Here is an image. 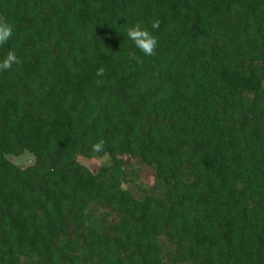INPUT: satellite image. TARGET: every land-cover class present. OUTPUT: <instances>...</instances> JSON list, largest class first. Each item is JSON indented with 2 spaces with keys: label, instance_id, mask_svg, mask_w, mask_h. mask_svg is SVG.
I'll return each instance as SVG.
<instances>
[{
  "label": "trees",
  "instance_id": "trees-1",
  "mask_svg": "<svg viewBox=\"0 0 264 264\" xmlns=\"http://www.w3.org/2000/svg\"><path fill=\"white\" fill-rule=\"evenodd\" d=\"M0 17V61L22 60L0 72V264H167L161 235L191 264H264V92L236 87L264 62V0H0ZM137 23L156 55L127 37ZM24 150L26 169L5 157ZM77 155L113 164L92 174ZM126 155L162 195L121 188L138 177Z\"/></svg>",
  "mask_w": 264,
  "mask_h": 264
},
{
  "label": "rangeland",
  "instance_id": "rangeland-1",
  "mask_svg": "<svg viewBox=\"0 0 264 264\" xmlns=\"http://www.w3.org/2000/svg\"><path fill=\"white\" fill-rule=\"evenodd\" d=\"M258 67V73L254 75L256 78L253 81L254 86L250 90L245 89L243 86H236L238 87V94L253 96L255 91L260 90L264 92V62L262 64L259 63ZM250 75V72L246 70H239L235 74V76L241 81L250 79ZM5 157L21 169H26L37 162L35 156L27 150L22 151L18 155L7 154ZM76 162L85 167L92 174H97L101 171L102 167L113 164L112 158L108 155H77ZM120 171L132 172L133 174L138 175V177H131V181L127 175H122V177L119 178V182L121 188L127 191L139 203H142L147 196L158 197L164 192V182L158 178L155 169L143 162L140 158H133L126 155L121 162ZM94 208V203L88 204L85 210V220L88 225L97 229L101 226L102 221L94 215ZM178 239V237H174L173 239L165 235L159 237L162 244V255L164 256V260L167 264H191L190 260H182L176 255Z\"/></svg>",
  "mask_w": 264,
  "mask_h": 264
},
{
  "label": "clouds",
  "instance_id": "clouds-1",
  "mask_svg": "<svg viewBox=\"0 0 264 264\" xmlns=\"http://www.w3.org/2000/svg\"><path fill=\"white\" fill-rule=\"evenodd\" d=\"M153 30H159L160 21L154 20L151 24ZM14 35V27L5 18L0 17V46L6 45ZM127 37L134 43L135 47L143 53L144 56H154L157 53L158 38L155 37L147 28H142L140 24H135L127 28ZM130 57L137 64H142L143 59L136 56L134 52L129 53ZM22 64V60L17 56L15 51H9L6 57L0 61V72L9 71L13 65ZM103 73V69H99L98 75ZM105 140L100 138L98 142L91 145V150L94 154H99L104 151Z\"/></svg>",
  "mask_w": 264,
  "mask_h": 264
}]
</instances>
